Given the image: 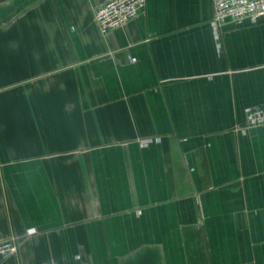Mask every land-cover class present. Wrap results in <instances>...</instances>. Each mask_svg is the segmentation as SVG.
I'll list each match as a JSON object with an SVG mask.
<instances>
[{"label":"crops","instance_id":"0c3cea01","mask_svg":"<svg viewBox=\"0 0 264 264\" xmlns=\"http://www.w3.org/2000/svg\"><path fill=\"white\" fill-rule=\"evenodd\" d=\"M104 1L0 0V264H264V18Z\"/></svg>","mask_w":264,"mask_h":264},{"label":"built area","instance_id":"2783aa9c","mask_svg":"<svg viewBox=\"0 0 264 264\" xmlns=\"http://www.w3.org/2000/svg\"><path fill=\"white\" fill-rule=\"evenodd\" d=\"M146 0H106L94 11V22L101 34L121 27L134 19L145 6ZM212 21L221 25L226 21L237 25L244 22L255 23L264 18V0H213ZM244 122L238 126L241 134L251 127L264 126V105L245 107ZM155 140H159L156 138ZM152 139H143L141 145H147ZM17 251V243L8 238L0 241V260Z\"/></svg>","mask_w":264,"mask_h":264}]
</instances>
